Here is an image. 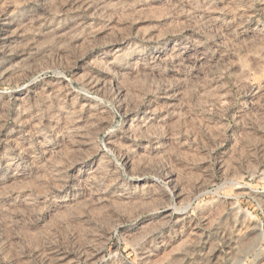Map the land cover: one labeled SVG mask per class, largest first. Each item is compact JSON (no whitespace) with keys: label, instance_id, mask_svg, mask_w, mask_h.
<instances>
[{"label":"rangeland","instance_id":"rangeland-1","mask_svg":"<svg viewBox=\"0 0 264 264\" xmlns=\"http://www.w3.org/2000/svg\"><path fill=\"white\" fill-rule=\"evenodd\" d=\"M0 264H264V0H0Z\"/></svg>","mask_w":264,"mask_h":264}]
</instances>
